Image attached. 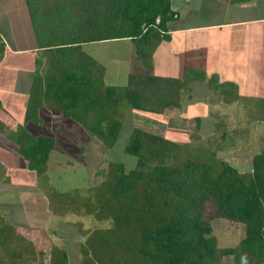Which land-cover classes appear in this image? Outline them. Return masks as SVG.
I'll return each mask as SVG.
<instances>
[{
  "label": "trees",
  "instance_id": "1",
  "mask_svg": "<svg viewBox=\"0 0 264 264\" xmlns=\"http://www.w3.org/2000/svg\"><path fill=\"white\" fill-rule=\"evenodd\" d=\"M25 3L46 62L45 70L33 77L25 124L39 123L38 110L46 105L112 148L121 131L123 105L161 115L179 108L181 90L205 80L203 70L187 68L183 79L132 72L125 85H106L105 67L84 50L85 45L127 40L139 61L148 60L168 38L167 24L176 18L170 0ZM209 79L217 83L214 76ZM194 121L198 127L200 119ZM7 137L29 168L43 176L53 139L34 138L23 126ZM181 150L178 143L135 128L124 148L136 158L134 169L124 172L122 164L109 163L103 182L89 189L96 204L86 202L89 197L79 199L76 192L72 197L62 193L48 197L47 205L55 213L71 200L97 222L110 221L109 228L92 231L80 244V264H221L226 257L233 264H264V140L262 150L252 157L247 177L215 154L212 162L175 161ZM216 219L241 225L240 241L221 247L211 225ZM40 254L47 264H69L64 249L54 247Z\"/></svg>",
  "mask_w": 264,
  "mask_h": 264
},
{
  "label": "rangeland",
  "instance_id": "2",
  "mask_svg": "<svg viewBox=\"0 0 264 264\" xmlns=\"http://www.w3.org/2000/svg\"><path fill=\"white\" fill-rule=\"evenodd\" d=\"M4 2L0 0V17L8 14L5 12L9 8H19V12L10 14L12 16H10V19L8 18L7 35L13 37L21 34V37H29L31 34L27 27L26 18H21V12L25 6L24 0H4ZM28 44H30L29 41H23V43L21 41L12 42L14 47ZM157 49L158 52L154 60L151 57L149 66L143 65L142 67L140 65L141 68H139L137 60L133 58L135 53L134 45L131 41L96 43L84 47V50L91 57L105 67L104 82L106 85H125L128 74L132 72L151 73L160 76L162 69L165 77L183 79L184 71L180 68L182 60L179 59V66H172L171 72H168L167 75L165 71L168 68V59L164 58V52L159 48V44ZM183 51L185 50L183 49ZM224 52L222 46H215L210 49L209 53L212 55L205 61L198 57H192L187 61L192 65L191 67L196 64L198 69L204 71L205 80L203 82L198 81L200 83L193 87L191 83L188 91L187 89L181 90L178 109H168L165 113L158 115L132 110L123 105L120 112L121 131L112 148H106L100 141L90 137L81 126L70 118L58 117L54 122H50L49 129L55 137V144L53 153L51 152L49 155L46 166L49 176H47V179H40L41 188H38V193L31 192L32 188H27L30 189L29 191H21L18 189L21 188L19 185L12 186L10 183L17 181L11 176L13 174L19 175L21 181L24 180L25 178L21 174L24 170L28 181H34L37 184L34 179L35 175L29 173L33 170L29 168L27 160L21 155L27 165V168L18 169L21 172L14 173V171L6 170L8 166L5 168L1 167L0 217L3 216L1 218L5 220H16L24 226L18 227L16 231L19 236L17 238L21 237L20 239H12L10 234L0 237V244L3 247H6L7 243L9 245V249L6 251H1L5 249L1 247L0 264H33L34 261L36 262L35 254L37 252L39 253L37 258L39 263H45L46 260L43 259V254L41 255L40 253L46 252L47 254L54 247L56 249H65L68 259L73 264L81 261V258L78 257V245L81 242L84 243L86 237L92 231L109 228L110 221L97 222L92 215L84 213L85 210L82 205L74 206L75 204L71 202L70 198V201L62 203L63 211L61 213H52L53 215L46 217L45 202L49 200L48 197L53 193L68 194L72 197L74 192H76V196H82L84 199L90 198L89 189L96 188L103 182L105 179L104 173L109 171V163L122 164L124 172L132 171L136 165V158L126 154L124 148L132 130L135 128L180 144L182 150L173 157L178 162L185 160L212 162L213 154H215L216 158L221 162L233 166L232 161L230 163L225 160L228 155H231L233 157L231 159L240 163L244 158H251L250 156L257 154L262 149L260 142L264 140V125H260L257 130V139H254L255 136L252 139H245L246 135L248 137V132L245 131L243 133L242 128H238V126L244 127L245 119L248 123L264 120V104L261 103L263 100L256 102L251 100L252 98L258 99V97L261 99L264 95V71L254 74L251 71L254 66L246 65L245 75H238L237 81L231 83L233 85L236 84L240 92L238 90L235 91L225 83L220 82L221 78L218 73L208 74V67L211 70L213 68L222 71L224 66L222 67L219 60L221 56L223 57ZM218 54H220V57L216 56ZM262 66L264 67V65ZM187 68L190 67L186 66ZM212 76H214L218 84L214 83L215 81L211 82L209 78ZM224 100H227L226 104L228 106H218V104L222 105L219 101L224 102ZM15 109L18 112L16 114L12 109L9 112L3 110L0 113V121L5 127H11L14 120H17L21 111L20 105L15 103ZM223 109L224 111H222ZM211 117L216 118V122L219 123L220 119L224 123L225 119L228 120L230 117L232 122L230 125L224 123L226 125L224 128L214 129L212 125L215 121ZM197 118L200 119V123L198 127H195L194 120ZM233 121L236 122L233 123ZM44 128L41 129V133H43ZM251 129L252 127L250 126L249 131ZM58 130L60 132H56ZM13 147L14 145L9 140H6L5 136L0 135V155L6 153V159L9 160V163L14 162L15 165L18 157L15 159L12 156ZM12 158L14 161H10ZM7 165L10 164L7 163ZM245 165L246 163H241L240 166L238 164V167L244 170L247 169ZM97 172L98 176H95ZM250 173L242 174V176L247 177ZM107 185L109 184H106L104 188ZM27 186L31 187L30 185ZM41 198L44 199V203ZM89 198L85 201L91 204L97 203L94 197ZM53 205L57 208L59 207L58 202ZM70 207H74L75 210L80 209V212H71ZM1 223L2 220H0V225ZM211 225L221 247L233 246L243 237V227L241 225L220 219L213 220ZM73 233L81 236H76ZM221 264H233L232 258L226 257L222 259Z\"/></svg>",
  "mask_w": 264,
  "mask_h": 264
},
{
  "label": "crops",
  "instance_id": "3",
  "mask_svg": "<svg viewBox=\"0 0 264 264\" xmlns=\"http://www.w3.org/2000/svg\"><path fill=\"white\" fill-rule=\"evenodd\" d=\"M170 1L171 10L175 13L176 18L174 21L167 24L168 38L162 40L159 44V48L164 52V58L166 60L168 59V68L165 71L167 75L168 72H171L172 66H179V59L182 60V65L180 67L181 70L185 71L186 66H189L190 68H197L198 65L195 64L194 67H191L192 65H190L187 61H189V59L192 57H198L202 59V61H205V59L212 55L209 52L210 49L215 46H222L223 50L225 51L223 53V57H220V54L216 55L220 57L219 63L222 65V67L224 66L225 68L223 67L222 71H220L213 68L211 70L210 67H208L207 70L208 74H212L214 72L218 73L221 78V83L236 82L238 75H245L246 65L248 64L254 66V68L251 69L254 74H259L264 71V67L262 66L264 65V0ZM24 5L25 9L23 8L21 12V18H26V23L28 25L27 27L31 34L29 37H21V32L19 33L20 36L14 35L13 37H9V35H7V25L9 24L10 16H12L10 14L17 13L19 8H9L5 12L9 15L4 14L2 17H0V113H2L3 110L9 112L11 109L13 112L15 111V114L18 113L16 109L14 110L15 103L19 104L21 107L18 118L16 121L13 119L14 122L11 127H5V125L0 121V125L3 127V129L0 128V135L3 137L5 136L6 140H9L7 137V133L9 131H16L18 126L22 125L26 129V131L34 138H52L54 146L55 137L51 134L49 124L50 122H54L55 120H57L58 117L63 116L55 115L51 109L44 105L38 110L39 123L29 122L25 124L26 103L28 101L33 77L36 73H42L45 70L46 62L42 58V53L37 47L25 0ZM16 41H21V43H23V41H29L30 44L22 45L21 47H14L12 45V42L14 43ZM183 49L185 51H183ZM157 52L158 49L153 53V55L150 56L148 60L145 61H139L134 55L133 58L137 60V65L139 66V68H141L140 65L142 67L143 65L148 67L151 61V57L152 60H154ZM225 57L227 58V60ZM160 76L165 77L163 69L161 70ZM197 83L200 82H192V87L197 85ZM234 85V90L237 91L238 86L236 84ZM234 94L237 95L236 93ZM251 100H253L254 102L261 100L264 101V95L263 97H261V99H259L258 97V99L252 98ZM226 101L227 100H224V102L219 101V103H221L222 105H219L218 103L217 104L220 107H227L228 105L226 104ZM222 111H224V109ZM229 118L228 120L225 119L224 123H228V125H230L232 119L230 118V121ZM212 119L215 121L212 125V128L221 129L226 127L221 119L219 120L220 123L216 122V118ZM246 121L247 120L245 119L243 124L244 127L238 126V128H242L243 133L245 131L248 132V137L246 135L245 139H252L254 138V136V139H257V130L260 128V125H264V120H256V123L255 121H253L252 123H248ZM234 122L236 121H233V123ZM42 125L44 127H47L44 128ZM235 125L237 124L235 123ZM250 126L252 127L251 131H249ZM43 128L44 131L43 133H41V129ZM56 132L60 131L58 130ZM260 144H262L263 147V141H261ZM12 145H14V143H12ZM261 150L262 149H260V151ZM11 153L15 159L16 157H18L16 164L14 165V162L9 163V160L6 159L7 154L5 153L0 155V168H5L6 166H8L6 170L10 172L14 171V173L21 172V170L18 169L27 168V165L24 163V159L20 156V152L15 145ZM253 156L254 155L250 156L251 158H244L240 163H237V161L231 159L233 158L231 155H228L225 160L230 163L233 162V167L236 166L235 168L237 169L239 174L242 175L250 173L251 160ZM10 161H14L13 158L12 160L10 159ZM7 163L10 165H7ZM241 163H246L245 166L247 169L241 170L240 167H238V164L240 166ZM23 171L21 172V174L25 179L22 181L19 178V175H11L15 179H17V181L10 182L12 186L19 185L21 188L18 189L24 192L30 190L27 188H32L33 190L31 192L35 194L38 193V188H41L39 184L40 179H47V176H49L48 168H46L45 174L41 177H39L34 171L29 172L35 175L34 179L37 184L34 183V181H28V179L26 178L27 174H25V171L23 173ZM27 185H30L31 187H28ZM41 199L44 203V199ZM45 209L46 217H48V215L51 216L52 213H55L52 209H50V207H48L47 202H45ZM1 217L0 220H2V223L0 225V237L3 235L5 236L6 234H10V238L20 239L21 237L17 238L19 236L16 234V231L18 227L21 228L24 225L20 224L16 220L7 218V220H5ZM73 234H75L76 236H81L76 233ZM80 244L78 245V249H80ZM1 247L5 249L1 250ZM7 249H9L8 243L6 244V247H3V245L0 244L1 251H6ZM35 256L36 262L34 261L33 264H38L39 261L37 258L39 256V253L37 252ZM78 257L81 258L79 250ZM68 260L70 264H73L70 259ZM80 263L81 261H79L77 264Z\"/></svg>",
  "mask_w": 264,
  "mask_h": 264
}]
</instances>
